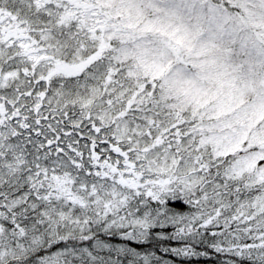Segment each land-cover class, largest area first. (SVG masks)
<instances>
[{
    "label": "snow or ice",
    "instance_id": "obj_1",
    "mask_svg": "<svg viewBox=\"0 0 264 264\" xmlns=\"http://www.w3.org/2000/svg\"><path fill=\"white\" fill-rule=\"evenodd\" d=\"M165 255L264 264V0H0V264Z\"/></svg>",
    "mask_w": 264,
    "mask_h": 264
},
{
    "label": "trees",
    "instance_id": "obj_2",
    "mask_svg": "<svg viewBox=\"0 0 264 264\" xmlns=\"http://www.w3.org/2000/svg\"><path fill=\"white\" fill-rule=\"evenodd\" d=\"M175 246V245H173ZM145 250H149L148 248L145 249H141V251H145ZM151 250H156V249H151ZM158 255H164L163 253H160L159 251H157ZM165 259H169V260H173L175 262V264H219V260L216 258H213V260H205V259H201V260H192V261H186L183 260L181 258L178 257H173L170 255H165L164 256Z\"/></svg>",
    "mask_w": 264,
    "mask_h": 264
}]
</instances>
